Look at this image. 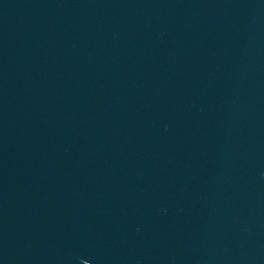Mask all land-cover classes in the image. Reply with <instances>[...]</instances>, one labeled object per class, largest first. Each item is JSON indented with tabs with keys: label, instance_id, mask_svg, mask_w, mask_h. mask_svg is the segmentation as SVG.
<instances>
[{
	"label": "water",
	"instance_id": "1",
	"mask_svg": "<svg viewBox=\"0 0 264 264\" xmlns=\"http://www.w3.org/2000/svg\"><path fill=\"white\" fill-rule=\"evenodd\" d=\"M0 264H264L156 157L39 0H0Z\"/></svg>",
	"mask_w": 264,
	"mask_h": 264
}]
</instances>
